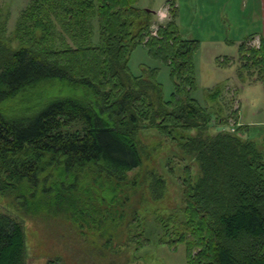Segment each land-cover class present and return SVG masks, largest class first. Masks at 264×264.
<instances>
[{
    "label": "trees",
    "instance_id": "obj_1",
    "mask_svg": "<svg viewBox=\"0 0 264 264\" xmlns=\"http://www.w3.org/2000/svg\"><path fill=\"white\" fill-rule=\"evenodd\" d=\"M138 3L28 0L10 36L8 15L0 17V197L26 216L87 224L104 253L127 243L150 246L136 215L127 223L136 233L125 244L119 229L128 220L130 190L142 187L140 173L130 177L143 165L141 137L155 132L179 148L181 162L191 157L198 167L179 164L180 176L176 156L164 163L178 178L184 221L158 218L170 237L160 244H185L187 264H264V147L242 138V127L211 135L214 125L238 117L226 86L209 91L211 109L191 98L197 42L180 35L175 3L165 24ZM253 39L239 47V79L245 84V73L264 84V39L251 46ZM139 45L171 67L170 101L155 72L132 75ZM148 178L152 200H163L166 179L155 172ZM26 261L23 224L0 212V264Z\"/></svg>",
    "mask_w": 264,
    "mask_h": 264
},
{
    "label": "rangeland",
    "instance_id": "obj_2",
    "mask_svg": "<svg viewBox=\"0 0 264 264\" xmlns=\"http://www.w3.org/2000/svg\"><path fill=\"white\" fill-rule=\"evenodd\" d=\"M169 2L175 3L177 7L175 22L180 35L198 44L193 55L196 87L191 91L190 97L201 107L211 109L213 102L208 98L209 91L226 86L228 94L225 97L231 100L233 110H238L239 100L232 92L238 90L240 85L237 79L239 47L249 37L248 33L252 32V22L243 12L246 2L244 0H139L138 6L158 12L161 9L168 10L171 7ZM27 5L28 0H0V17L8 15V36L14 33ZM155 18L159 23L156 16ZM92 24L93 44L98 45L97 20L93 19ZM228 59L232 61L229 64L226 62ZM129 67L135 77L144 74L145 70L155 72L157 81L163 87L165 99L169 101L172 99V94L175 92L172 69L164 61L152 57L145 45H139L132 52ZM242 86L246 85L242 83ZM246 90L247 96L242 95L247 99L244 101L242 98L244 117L248 115L246 120L249 122L263 121L264 117L256 113L261 109L262 104L254 105V100L259 99L258 103L262 102L263 95L254 86ZM235 122L236 118H231L227 125H214L210 133L215 135L219 131H230L228 129L235 127L233 125ZM239 135L264 147V128L260 124L239 132ZM141 140L145 148L143 165L140 170L130 173V177L133 178L135 174L140 173L142 187L136 192L133 191L134 189L130 190L133 193L127 208L128 220L119 229V234L124 244L134 235L135 225L129 233L127 223L136 215L142 229L145 230V237L151 239V245L137 249L134 243H127L125 246H116L115 249L104 253L105 250L97 248L101 245L100 239L94 237L95 232L86 223L87 226H82L80 222L74 225L64 218L26 216L20 211L17 203L9 198L0 197V212L18 220L25 228L26 264H187L185 244H179L175 248L169 244H160V240L166 241L170 237L165 236L163 230L158 227L157 219H163L167 225L170 217H178L184 221L179 209L181 190L178 178L170 177L164 168V163L176 156L173 157L175 159L172 158L174 175L180 173V176L182 170L179 164L191 165L194 170H198V167L191 157H185V161L181 162L180 158L183 154L179 148L175 146L179 152L175 154L177 150L155 132H145ZM153 172L163 176L167 181V191L161 201L152 200L147 184L148 177Z\"/></svg>",
    "mask_w": 264,
    "mask_h": 264
},
{
    "label": "crops",
    "instance_id": "obj_3",
    "mask_svg": "<svg viewBox=\"0 0 264 264\" xmlns=\"http://www.w3.org/2000/svg\"><path fill=\"white\" fill-rule=\"evenodd\" d=\"M244 1L246 2V5L243 7L245 10L243 12H245L248 15V18H250V20L252 22V32L248 33V36L249 37L252 36L254 38L253 41H251V45L252 46H258L261 42V39H264V0H244ZM226 62L229 64L232 61H231V59H228ZM227 63H225V64H227ZM237 73H239V72H237ZM239 75H240V73H239ZM239 75L237 78L239 80V84H240L239 88H238V90H235L232 92V93H234V95L239 100L238 117L236 119L235 129L239 126V127L245 128V130H249V127L255 126V124H256V126L260 124V126H262L264 128V118H263V121L249 122L248 120H246L248 115H246V117H244L243 111H242V107H243V105H242L243 101L242 100L244 99V101H247V99H245L247 96L246 88L254 86V87H257L259 89L258 90L259 93H261L263 95L262 102L258 103L259 99L254 100V102H255L254 105H257V104L261 105L262 104L261 109H259L256 113L259 116L261 114L264 117V84L247 79V76L244 73L243 79L245 78L244 80H245L246 86H242V83L240 82V79H239ZM245 94H246V96L242 97V95H245ZM247 103L249 104V102H247Z\"/></svg>",
    "mask_w": 264,
    "mask_h": 264
},
{
    "label": "built area",
    "instance_id": "obj_4",
    "mask_svg": "<svg viewBox=\"0 0 264 264\" xmlns=\"http://www.w3.org/2000/svg\"><path fill=\"white\" fill-rule=\"evenodd\" d=\"M168 11H169V9L168 10L167 9H161L157 12V18H158V22L160 24H162V23H164L170 19V14ZM233 125H235V127H236V122ZM235 127H231V129H228V130H230V132L234 133L236 131Z\"/></svg>",
    "mask_w": 264,
    "mask_h": 264
},
{
    "label": "water",
    "instance_id": "obj_5",
    "mask_svg": "<svg viewBox=\"0 0 264 264\" xmlns=\"http://www.w3.org/2000/svg\"><path fill=\"white\" fill-rule=\"evenodd\" d=\"M148 11H150V10L148 9ZM152 31H153V32H155L156 30H155V29H153Z\"/></svg>",
    "mask_w": 264,
    "mask_h": 264
}]
</instances>
